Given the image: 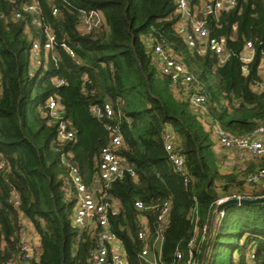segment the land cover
Returning a JSON list of instances; mask_svg holds the SVG:
<instances>
[{
    "label": "trees",
    "instance_id": "16d2710c",
    "mask_svg": "<svg viewBox=\"0 0 264 264\" xmlns=\"http://www.w3.org/2000/svg\"><path fill=\"white\" fill-rule=\"evenodd\" d=\"M34 1L42 26L24 11ZM86 10L102 16L101 26L91 32L80 29ZM198 12L209 38L223 40L225 61L203 43L188 45L177 29V0H0V264H19L27 225L40 236L33 264H91L101 228L80 230L73 222L71 166L88 187L108 193L110 230L121 240L129 264H149L154 256L156 264H188L194 235L195 259L201 264L209 239L201 241V234L204 227L209 232L213 228L216 202L232 195H264L262 186L247 181L264 167V157L252 155L244 169L234 165L224 170L212 132L201 121L205 115L235 136L264 126V87L256 90L264 85V0H237L235 6L206 16L201 8ZM17 13L22 17L16 18ZM47 28L56 37L48 52L43 48ZM35 41L42 45L37 68L31 53ZM247 42L253 57L244 62ZM155 44L194 76L207 98L205 114L192 106L189 94H175L176 84L155 62ZM52 97L59 119L50 116ZM107 103L111 117L103 111ZM61 121L74 132L73 139H60ZM109 125L122 133L118 153L127 168L107 186L98 182V175L102 151L111 142ZM172 133L179 137L175 142ZM168 141L184 157L182 172L170 158ZM137 201L145 209L139 210ZM165 203L170 212L159 255L155 237ZM233 212L222 241L221 227ZM141 217L149 227L147 257H142L145 244L138 238ZM206 264H264V204L225 208Z\"/></svg>",
    "mask_w": 264,
    "mask_h": 264
},
{
    "label": "built area",
    "instance_id": "2783aa9c",
    "mask_svg": "<svg viewBox=\"0 0 264 264\" xmlns=\"http://www.w3.org/2000/svg\"><path fill=\"white\" fill-rule=\"evenodd\" d=\"M236 1L237 0H206L202 8L203 14L206 16L211 13H218L224 8H231L235 6ZM177 8L181 15L177 29L185 37L188 45L190 47H195L198 42L203 43L205 47L207 46L220 58L221 62L225 61L226 53L223 40L209 38L206 21L203 17L198 15V12H194L190 0H177ZM24 11L32 14L33 22L36 25L42 26L43 23L40 16L41 10L37 1L26 5L24 7ZM53 13L56 14L57 10L55 9ZM15 17L21 18L22 13H17ZM81 18L80 29L84 32H91L92 30L100 27L102 24V16L100 12L96 10L83 11ZM46 37L47 39L43 48L46 52H48L53 48L56 37L52 30L48 28L46 29ZM41 48L42 45L39 41H35L33 43L31 53L34 59L35 68L41 64L39 59ZM252 48V43L247 42L245 50L242 54V60L244 62L251 61L253 57ZM67 50L70 54L74 55V52L71 49L67 48ZM152 50L155 62L162 73L170 76L175 84H183L189 94L192 106L206 112L207 98L203 93H201V86L195 81L194 76L189 72L188 68L178 58L171 55L170 52L162 45L155 44L152 46ZM48 108L52 118H60L61 113L58 102L55 98L52 97L48 100ZM95 111L98 113L101 112L98 108H95ZM103 111L106 113L107 117H111L113 115V109L109 103L104 105ZM214 127V134L224 148L240 149L249 152L255 157H264V126H259L251 134L245 136L231 135L223 130L219 125H214ZM107 129L111 133V142L102 151L98 182H103L108 186L113 181L121 178L127 167L124 160L118 153L123 141L121 131L114 125L107 126ZM59 137L62 140L73 139L75 137L74 132L68 129V125L65 121H61L59 123ZM166 149L170 153V158L173 161L176 170L182 172L185 163L184 157L179 153L171 141L166 143ZM69 175V185L74 187L76 191V207L73 217L74 224L79 227L80 230L91 229L93 226L101 228L98 237L99 243L91 255V264H129L127 254L121 240L110 230L107 213L109 208H113V205L109 204L106 200L107 197H109L108 193L104 192L99 186L88 187L83 181V177L76 166H71ZM131 176H135L133 171H131ZM247 181L252 185L262 183L264 181V167L259 168L257 171L249 175ZM230 198L241 199L251 197H243L240 195L227 196L219 199L216 202V207L223 201ZM135 206L139 210L145 209V206L141 201H137ZM169 212L170 204L165 203L158 217L159 224L155 237V244L158 246L159 255L161 253V244L164 239L163 234L168 224ZM220 215L221 217H224L225 213L222 212ZM216 222L217 220L214 219L213 228L210 232L207 227H204L201 234V241L214 237V226ZM148 233V222L141 223L138 238L145 244L142 257H147L149 255ZM197 238L198 236L194 235L189 241L188 264H199V262L195 259L194 254ZM39 253L40 239L28 231V226H25V228L22 229L19 264H33V262L38 259ZM177 258L181 259L182 254L179 253ZM254 259L255 256L251 253L250 260L252 263L254 262ZM147 261L149 264H156L157 256H154L151 260Z\"/></svg>",
    "mask_w": 264,
    "mask_h": 264
},
{
    "label": "crops",
    "instance_id": "0c3cea01",
    "mask_svg": "<svg viewBox=\"0 0 264 264\" xmlns=\"http://www.w3.org/2000/svg\"><path fill=\"white\" fill-rule=\"evenodd\" d=\"M192 0H190V2H191ZM204 5V4H203ZM202 4L201 5H198V6H200V7H198L197 5H194V7H193V9H194V12L196 13V12H198V10L201 8H203L202 6H203ZM199 13V12H198ZM260 72H261V74H262V76L264 77V63L260 66ZM264 87V85H261V86H258V87H256V90H259L260 88L262 89ZM174 92H175V94L178 96V97H180V98H185V97H187L188 95V93H187V91H186V89H185V86L183 85V84H181V83H179V84H176L175 86H174ZM189 97V96H188ZM197 109V108H196ZM198 111L201 113V114H205L206 112H204V111H202L201 109H198ZM203 112V113H202ZM201 121L203 122V124L207 127V129H210L211 130V132H212V138H213V140L216 142V145H218V140H217V138H216V135L214 134V125H212V123H211V120L208 118V117H206L205 115H203L202 116V118H201ZM172 139H173V142H175V139H178L179 137L176 135V134H173L172 133ZM235 150H240V149H235ZM244 151V150H243ZM245 152H247V151H245ZM248 154H249V157L250 158H253L252 157V155L249 153V152H247ZM233 162H234V165H238L240 168H245L246 166H247V163H246V161H241V160H238V159H234L233 160ZM234 165H232V166H234ZM259 168H262V167H258L256 170H258ZM260 186H262V188H264V181L262 182V183H260L259 184ZM261 197H264V195H262ZM256 198V197H255ZM115 202V204H116V206L117 207H119L120 206V204H119V202L118 201H114ZM222 217H221V215L219 214V215H217V214H215V219L218 221V220H220ZM141 223H147V219L145 218V217H141ZM28 231L29 232H31V233H33L34 235H35V237H37V238H39L40 239V236H39V234L36 232V230L33 228V227H31V225H29L28 226Z\"/></svg>",
    "mask_w": 264,
    "mask_h": 264
},
{
    "label": "rangeland",
    "instance_id": "374dc122",
    "mask_svg": "<svg viewBox=\"0 0 264 264\" xmlns=\"http://www.w3.org/2000/svg\"><path fill=\"white\" fill-rule=\"evenodd\" d=\"M201 4L202 5L204 4V0L201 1ZM198 7H200V6H198ZM217 151L220 153L221 165H222L224 170H228L232 165H234V162H233L234 159H238V160L246 161V162L252 161L247 152H245L243 150L226 149L220 143H218V145H217ZM115 208L118 209L116 204H115ZM233 219H235V212H233V214H230L225 218L223 226L221 227V234H222L221 237L223 236L221 238L222 241L226 240L225 235L228 233V231H230V223L232 222ZM219 221L220 220H218L215 223L214 229H216V227L218 226ZM27 226H29V225H27ZM233 243H236V241H234Z\"/></svg>",
    "mask_w": 264,
    "mask_h": 264
},
{
    "label": "water",
    "instance_id": "95a60500",
    "mask_svg": "<svg viewBox=\"0 0 264 264\" xmlns=\"http://www.w3.org/2000/svg\"><path fill=\"white\" fill-rule=\"evenodd\" d=\"M263 203H264V197L241 198V199L230 198V199L223 201L216 207L215 214L219 215L222 212L225 213V208L228 207L229 205H252V204H263ZM211 243H212V238L208 239L207 241L206 249H205L201 264H206L207 262Z\"/></svg>",
    "mask_w": 264,
    "mask_h": 264
}]
</instances>
